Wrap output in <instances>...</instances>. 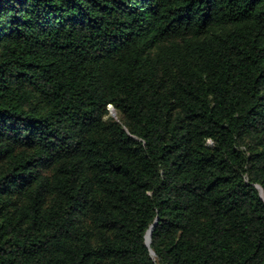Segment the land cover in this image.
<instances>
[{"label": "trees", "instance_id": "1", "mask_svg": "<svg viewBox=\"0 0 264 264\" xmlns=\"http://www.w3.org/2000/svg\"><path fill=\"white\" fill-rule=\"evenodd\" d=\"M0 264H264V0H0Z\"/></svg>", "mask_w": 264, "mask_h": 264}, {"label": "water", "instance_id": "2", "mask_svg": "<svg viewBox=\"0 0 264 264\" xmlns=\"http://www.w3.org/2000/svg\"><path fill=\"white\" fill-rule=\"evenodd\" d=\"M110 108H113V106H110ZM114 109V108H113ZM115 110V109H114ZM151 231H152V229L150 230V238H149V240L147 239V243H149L150 241H151Z\"/></svg>", "mask_w": 264, "mask_h": 264}, {"label": "bare ground", "instance_id": "3", "mask_svg": "<svg viewBox=\"0 0 264 264\" xmlns=\"http://www.w3.org/2000/svg\"><path fill=\"white\" fill-rule=\"evenodd\" d=\"M112 111H113V113H114L113 108H112ZM150 230H151V229H150ZM150 230H149V232H148V237H147L148 240H149V238H150Z\"/></svg>", "mask_w": 264, "mask_h": 264}]
</instances>
